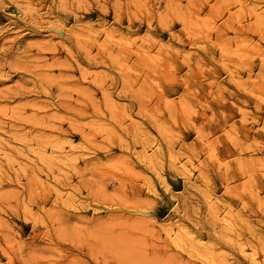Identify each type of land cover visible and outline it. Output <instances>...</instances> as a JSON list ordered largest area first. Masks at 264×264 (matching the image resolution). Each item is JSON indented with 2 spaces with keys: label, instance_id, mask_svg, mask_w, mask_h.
<instances>
[{
  "label": "rangeland",
  "instance_id": "1",
  "mask_svg": "<svg viewBox=\"0 0 264 264\" xmlns=\"http://www.w3.org/2000/svg\"><path fill=\"white\" fill-rule=\"evenodd\" d=\"M0 264H264V0H0Z\"/></svg>",
  "mask_w": 264,
  "mask_h": 264
}]
</instances>
